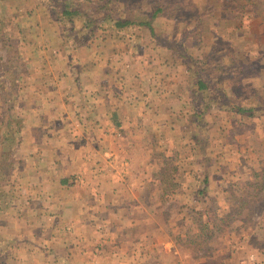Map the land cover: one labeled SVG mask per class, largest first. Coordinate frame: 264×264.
<instances>
[{"label":"crops","instance_id":"crops-1","mask_svg":"<svg viewBox=\"0 0 264 264\" xmlns=\"http://www.w3.org/2000/svg\"><path fill=\"white\" fill-rule=\"evenodd\" d=\"M77 1L95 19L108 13L136 22L154 13L152 29L106 19L84 42L40 0H0L29 64L15 167L4 188L11 198L0 210V264H184L187 252L171 248L164 218L151 212L153 191H161L164 212L179 196H169L173 179L162 177L153 143L182 142L198 100L177 49L206 64L229 49L231 61L245 62L255 50L253 59L264 64V0ZM257 75L264 78V67ZM248 77L240 72V80ZM8 93L0 90V110ZM222 112L211 114L225 123ZM223 137L219 162L238 163L242 173L246 159L257 158L255 171L264 173V155L236 160V140ZM241 142L248 151L251 141ZM185 169L181 175H198ZM186 189L182 183L179 192Z\"/></svg>","mask_w":264,"mask_h":264},{"label":"rangeland","instance_id":"rangeland-1","mask_svg":"<svg viewBox=\"0 0 264 264\" xmlns=\"http://www.w3.org/2000/svg\"><path fill=\"white\" fill-rule=\"evenodd\" d=\"M87 6L90 4L88 3ZM227 54L228 56L222 58L216 55L210 56L206 70L203 71V78L210 85L209 94L218 93L220 89L224 92L227 90L235 96L236 103H232L245 107L248 109L247 112L241 114L236 110L211 108L207 110L201 122L192 121L190 112L187 117L188 131L187 127L183 128L186 138L182 142L167 144L164 140L161 143H153L155 157L160 158L156 161L157 168L166 172L162 177L173 179L174 190L169 196H173L175 191L179 196L176 199H169L171 203L166 208L167 212H164V208L157 209L161 191H153L151 212L155 217L164 218L167 234L174 244L171 248L179 252H187L184 254V264H191L193 257L191 252L199 256V264H247L252 254L259 263H263L264 259V246H260L263 245L264 238L258 237V234L264 231L261 230L264 227V173L257 174L255 171L257 158L247 157L252 152L258 154V158L264 155V143L261 142L264 140V106H262L264 78L257 77L264 64L253 59L255 50H248L249 58L245 62L231 61L233 52L230 49ZM240 72L249 77L240 80ZM223 73L226 77H222ZM227 73L232 77L234 92L227 87L230 77ZM19 86L25 87L23 84ZM256 88L260 89L257 91ZM8 92L10 93L9 87H5L4 94ZM9 93L5 96H10ZM218 95L220 94H215L220 102L221 96ZM231 97L234 99L233 96ZM19 108L20 106L17 111ZM222 111H226L225 118H228L225 123L223 117L219 118L218 115L211 114L212 112L219 114ZM196 122L200 123V129L195 127ZM223 134V138L236 140V143H232L233 149L237 150L234 152L236 160L244 161L245 158H249L246 159V163L244 162L247 169L242 173L236 171L238 163L219 162L218 160L222 159L214 157V154L217 156L219 151L224 150V146L217 142V137L221 138ZM201 136H203L202 140ZM244 140L251 141L248 151L243 147L240 148L244 144L241 141ZM189 167L198 168V175L180 174L182 168ZM209 167H213L218 173L208 175L206 168ZM169 171L172 173L170 174ZM204 175L207 176V183L204 182ZM182 183L187 185V189L180 193ZM199 189L203 191H198ZM239 201L243 203L242 207ZM200 211H207L217 218L232 213L231 225L221 224L219 230L215 229V234L206 237L201 233L200 226L194 219ZM247 230L252 232L250 237L245 235ZM247 242L253 246V250L249 251L251 247ZM165 261L168 263V259Z\"/></svg>","mask_w":264,"mask_h":264},{"label":"trees","instance_id":"trees-1","mask_svg":"<svg viewBox=\"0 0 264 264\" xmlns=\"http://www.w3.org/2000/svg\"><path fill=\"white\" fill-rule=\"evenodd\" d=\"M45 4L56 19L62 24H70L71 30L77 33V39L87 42V39L93 37L97 28H100L103 21L109 20L110 16L105 14L98 19L93 17L87 9L77 0H40ZM110 1V0H109ZM101 9L102 6L96 7ZM154 13L150 15L148 20L144 21H130L123 19H110V22L117 27L136 24L152 29L151 22ZM74 33V32H72ZM81 41V40H80ZM178 55L182 58V64L185 70L189 73V85L195 89L197 93V101H192L191 119L192 121L201 122L207 110L211 108H219L223 110H236L243 114L247 112L243 106L233 104L231 99L225 94L223 90H219L218 96L220 102L216 99L215 94H209L210 85L203 78V71L206 68L205 62H200L192 58L187 49H177ZM208 64V63H207ZM206 70V69H205ZM29 64L27 54L21 40H19L12 28L11 17L0 5V90L9 87L10 96H1V110H0V210L7 206L10 202L11 195L6 196L4 188L11 183V176L15 167L14 154L17 149V144L20 139V130L23 124V117L17 111L19 103L24 96L21 93L22 87L19 86L24 83L25 77L29 74ZM8 85V86H7ZM194 99V98H193ZM196 122V123H197ZM196 128L200 129V123L195 124ZM198 133V131H196ZM196 138V137H195ZM203 136H201V140ZM204 182L207 183V176L204 175ZM198 191H203L199 189ZM240 203V201H239ZM243 206V203H240ZM205 216V218H204ZM232 213L225 214L221 217H215L208 214L207 211L198 212L194 218L199 224L201 233L206 237L215 234V229L219 230L220 225H231Z\"/></svg>","mask_w":264,"mask_h":264},{"label":"built area","instance_id":"built-area-1","mask_svg":"<svg viewBox=\"0 0 264 264\" xmlns=\"http://www.w3.org/2000/svg\"><path fill=\"white\" fill-rule=\"evenodd\" d=\"M263 263H259L256 258L254 257V254H252L249 258V261L247 264H264V259L262 260Z\"/></svg>","mask_w":264,"mask_h":264}]
</instances>
